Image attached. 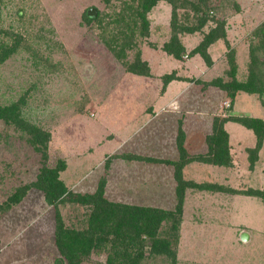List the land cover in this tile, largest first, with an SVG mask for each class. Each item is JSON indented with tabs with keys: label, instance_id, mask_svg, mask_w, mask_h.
Masks as SVG:
<instances>
[{
	"label": "rangeland",
	"instance_id": "1",
	"mask_svg": "<svg viewBox=\"0 0 264 264\" xmlns=\"http://www.w3.org/2000/svg\"><path fill=\"white\" fill-rule=\"evenodd\" d=\"M4 2L0 25L20 33L22 40L0 65V103L14 101L29 89L24 116L50 132L46 163L66 161L60 177L74 192H94L105 176L106 199L172 210L177 203L175 166L147 158L169 156L177 161L179 130L189 156L206 154V136L215 117L264 118L257 94L240 91L232 104L224 90L208 85L217 77L230 79L226 73L230 49L236 77L246 78L249 45L256 41L252 32L264 21V0H211L210 20L202 30L180 35L186 48L181 59L162 49L171 35V5L159 0L149 12L148 35L138 37L127 57L132 60L139 49L148 75L129 71L102 39L100 26L82 18L89 7L111 12L112 6L101 0ZM18 9H23L20 17ZM216 20H225L227 36L208 47L209 65L200 55L188 53ZM169 73L174 79L163 88V76ZM168 96L174 100L164 101ZM158 112L161 118L168 116L164 120L175 130V143L169 138L171 144L164 147L167 154L160 153L156 143L157 135L169 137L165 124L143 123L144 115L154 117ZM184 123L189 124L188 131ZM224 127L229 133L230 165L192 160L181 169L185 181L221 187L184 190L176 264H264V201L243 193L264 192V140L251 165L253 132L232 121ZM41 164L27 134L0 119V204L17 186L34 180ZM59 209L67 227L85 226L86 207L65 202ZM55 224L54 207L46 203L42 191L30 188L0 217V264H68L55 243ZM106 257L105 251H92L81 264H105ZM142 264L169 263L161 256H147Z\"/></svg>",
	"mask_w": 264,
	"mask_h": 264
},
{
	"label": "trees",
	"instance_id": "2",
	"mask_svg": "<svg viewBox=\"0 0 264 264\" xmlns=\"http://www.w3.org/2000/svg\"><path fill=\"white\" fill-rule=\"evenodd\" d=\"M105 6H112L111 12L102 13L96 7L94 16L88 15L85 9L82 18L85 21H95L100 26L102 39L115 57L131 72L148 75L149 67L141 59L139 49L135 51L132 60H128V52L137 47L138 37H146L149 33V12L159 0H101ZM171 5L170 38L164 42L162 49L176 59L186 54V48L180 38L184 33L201 31L210 20L211 0H167ZM118 2V3H114ZM0 0V22L3 6ZM180 9L184 12L180 13ZM23 9H18L16 15L20 17ZM192 18V19H191ZM225 20H216L215 26L204 33L201 41L193 47L188 55H200L211 64L208 47L219 39L226 41ZM0 25V65L10 57L20 46V33L10 32ZM256 41H252L248 50V67L245 79L236 77L237 65L234 51L230 49L228 61L230 68L226 72L229 80L217 77L208 85L218 86L226 92L233 104L238 92L244 91L257 94L264 106V21L252 32ZM163 88L174 79L172 73L163 76ZM25 90L19 98L6 104L0 103V119L27 134V140L34 150L40 154L42 164L35 179L30 183L17 186L0 204V217L12 205L19 203L30 188L42 191L44 200L54 207L55 211V243L60 253L67 259L68 264H81L83 257H88L92 251H105V264H142L147 256L164 257L169 264H176V246L180 238V221L184 190L188 187L213 188L218 185L212 183H196L183 180L181 169L183 165L200 160L215 165H230L229 133L224 124L228 121L236 122L251 130L256 138L254 147L249 148L251 165L258 156V150L264 140V118L244 115H229L224 118L215 117L212 131L206 136L207 153L189 156L183 144V132L179 130L177 145L179 159L147 158L148 160L173 164L177 180V203L174 209L167 210L152 206H142L110 201L104 196L106 178L102 176L94 192H74L61 179L60 173L66 169V161L58 159L54 166L46 163L50 132L29 122L24 116L23 107L26 103ZM231 105V104H230ZM127 157L141 158L139 155ZM108 162L105 167H108ZM221 187V186H218ZM237 192V190H233ZM243 193L257 195L264 201V192L259 190H244ZM72 202L86 207L85 226L81 229L69 228L64 223L59 205Z\"/></svg>",
	"mask_w": 264,
	"mask_h": 264
},
{
	"label": "crops",
	"instance_id": "3",
	"mask_svg": "<svg viewBox=\"0 0 264 264\" xmlns=\"http://www.w3.org/2000/svg\"><path fill=\"white\" fill-rule=\"evenodd\" d=\"M171 85H172V83H170L169 85H168V87H167V91H166V93H168V90H169V88L171 87ZM173 90V89H172ZM171 96V95H170ZM170 96H168L167 97V99H165L164 101H166L167 100V103L168 102H172L174 99V96L173 97H170ZM166 114H168V113H166ZM162 113H160V112H158V113H156V114H154V117H153V115H151L150 117H148V116H146V115H144L143 116V123L145 122V124H147V125H149V124H152L154 121H156V122H158L159 124H161L162 123V125L163 124H165V129H164V133H166V134H168L169 135V137H167V139H164V137H163V135L162 136H160V135H157L156 137H157V146L159 147L160 146V148H159V152L161 153H163V154H167L169 151H167L166 149H164V147H166V146H169V144H171V143H169L168 142V140H169V138H172V143H175L174 142V139H175V137H172V135H174V129H173V127H172V124H169L168 122H166V120H164V118H167V117H165L164 116V118H161L162 117ZM153 118V119H152ZM185 130H189L190 129V126H189V124L188 123H184L183 124V126H182ZM171 128V129H170ZM157 129L158 128H155V131H157ZM170 131V132H169ZM195 131H197V130H195ZM186 149H187V144H186ZM188 150V149H187ZM176 153H177V151H176ZM175 153V154H176ZM171 156H173V153L171 154ZM159 158H161V159H169V160H173L174 159V157H169V156H167V157H163V156H160ZM162 163V162H161ZM160 164V163H159ZM166 164H169V163H166ZM161 165H163V164H161ZM171 165V164H170ZM167 167L169 166V165H166Z\"/></svg>",
	"mask_w": 264,
	"mask_h": 264
},
{
	"label": "water",
	"instance_id": "4",
	"mask_svg": "<svg viewBox=\"0 0 264 264\" xmlns=\"http://www.w3.org/2000/svg\"><path fill=\"white\" fill-rule=\"evenodd\" d=\"M96 14V9L95 8H89L88 9V15L89 16H94Z\"/></svg>",
	"mask_w": 264,
	"mask_h": 264
}]
</instances>
